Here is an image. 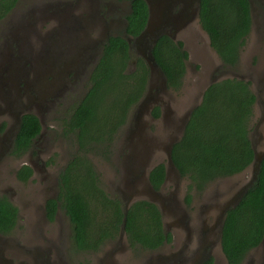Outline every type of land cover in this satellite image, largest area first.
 Here are the masks:
<instances>
[{
    "label": "trees",
    "instance_id": "obj_1",
    "mask_svg": "<svg viewBox=\"0 0 264 264\" xmlns=\"http://www.w3.org/2000/svg\"><path fill=\"white\" fill-rule=\"evenodd\" d=\"M128 3L127 25L111 34L101 46L85 96L65 122V134L75 132L79 149L59 174V195L47 203L54 220L58 204L69 217L75 252H98L120 239L124 222V202L109 192L91 155L109 160L114 142L149 92L151 68L146 59L133 56L128 38L145 28L149 10L145 0ZM19 0H0V21ZM199 20L211 45L226 67L236 68L251 32L250 0H201ZM153 53L167 78V89L180 92L187 73L189 52L181 40L163 34ZM256 95L251 82L225 78L212 83L202 102L193 110L182 138L173 146L172 157L180 177L188 181L185 202L191 205L192 191L203 192L209 184L244 171L254 159L250 132L256 117ZM160 105L152 115L159 118ZM39 117L26 113L15 137L12 155H23L41 132ZM32 168L23 165L17 176L27 181ZM166 179L165 163L157 164L150 180L157 190ZM18 221V207L0 195V232L10 233ZM264 237V160L258 179L242 201L231 208L224 221L222 245L229 264H242L250 250ZM126 238L134 255L160 249L173 236L164 227L159 206L149 200L135 201L127 214ZM211 257L204 264H213Z\"/></svg>",
    "mask_w": 264,
    "mask_h": 264
},
{
    "label": "rangeland",
    "instance_id": "obj_2",
    "mask_svg": "<svg viewBox=\"0 0 264 264\" xmlns=\"http://www.w3.org/2000/svg\"><path fill=\"white\" fill-rule=\"evenodd\" d=\"M116 2L117 0H114L115 4ZM86 4V0H19L14 10L0 21V69L10 66V64H1L3 63L1 55H8V52L11 51L5 47L9 42L7 36L14 29L15 36L19 39V47L14 50V58L19 57L20 78L18 81L21 80L22 83L31 79L45 81L46 78L53 77L52 74L55 73L56 76L60 75L66 78L65 84L62 85L65 89L57 91L58 95L50 96V101H45L46 104L39 96V103H34L36 105L30 107L29 100L24 98L25 94L21 96L18 91L16 98L11 99L14 105L12 108L14 115L19 111L20 115L33 113L41 121L42 134L34 148L35 150L38 148L44 150L42 158L46 161V167L51 176L47 178L48 184L56 182L54 180L57 178L59 170L64 168L67 160L79 149L76 133L65 134V122L88 90L90 74L99 58L102 43L104 44L109 35L122 32L124 15L128 10L127 2H117L121 6L117 16L109 15L106 16V21H101V17L97 15L96 7L91 10L94 19L85 12ZM261 4L260 0H253L252 28L242 51L241 62L236 68L221 65V59L211 46L208 34L201 28L198 19L193 18L189 26L182 29L176 41H183L185 49L189 52L188 70L183 87L177 93L173 90H164L161 86L160 88L154 87L152 90L154 98L158 100L154 106L160 105L161 111L164 113L165 110L166 113L155 119L146 111L139 112L138 104L132 112L129 123L118 134L111 158L106 160L99 155L90 156L101 175L102 182L111 194L118 195L123 200L122 178L126 173V169L123 170L125 168L123 160L127 156L125 163L130 160V157H135L137 154L149 159L154 158L155 165L165 163V154L160 150L159 141L175 131L180 122V115L200 100L204 86L214 74L218 75L224 69L252 77L264 72V5ZM114 18H120L118 25L114 22ZM95 19L103 27L104 34L109 33L108 36H101L100 32L96 36L94 27L98 24H95ZM59 26L66 29L61 30ZM71 39H74V43L85 44V47L89 49L81 52L76 63L70 62L73 59V54L62 52L60 49V47L68 45L67 40L70 44H74ZM100 39L101 41L98 43L97 40ZM44 48L48 49L43 51ZM132 54L134 57L139 55L136 45L133 46ZM61 63H63L62 67L66 65L67 68L57 69ZM58 70L60 73H57ZM74 76L77 78L75 79ZM1 77L2 75H0ZM5 87L2 81L0 83L2 97H6ZM255 109L256 117L252 129L259 117L257 108ZM17 119L18 117L16 121ZM2 121L7 123L5 119ZM30 161L41 162L36 153L30 155L28 152L21 157L8 154L0 163V195L9 197L19 208L18 224L7 235L6 252L8 255H14L18 260L17 257H21V253L26 254L27 247H31L34 251V246H40L35 250L38 251V255L44 257L42 260H47L49 264L141 263L147 253L145 252L141 256L134 255L126 244L128 243L126 238L108 243L98 252H75L73 250L72 223L65 212L60 210L53 221L48 220L45 215L43 206L47 196L50 195L45 192V187L41 190L45 185V180L41 179L39 173L33 180L27 182H21L16 177L17 169ZM250 175L251 171L247 169L240 174L212 182L201 193L192 191L191 205H187L185 202L188 181L180 179L181 181L178 180L176 184L177 179L175 176L172 177V180L167 183L165 194L170 195L171 191H176L177 185H180L179 192L175 193L179 209L173 214L167 215V211L163 213L165 216L164 227L173 236V243L168 249L180 247L186 241L185 233H183L185 226L192 224L194 219L196 220V215L202 210L204 203L211 201L212 197L214 198L213 193H216L217 189L228 191L231 187H236L249 179ZM217 206L219 207V203ZM186 213L189 216H186ZM213 220L215 221V216H209L208 224H212ZM204 224L206 226L207 222ZM215 236L213 238V234H210V238H213L212 246H208L207 250L210 251L213 247L212 256L216 264H228L219 250ZM49 244L52 250L49 249L50 253L48 250L44 252V245ZM168 249L165 247L164 251ZM26 256L27 254L23 260L24 264H31L33 258ZM247 258L249 261L246 259L243 264H264L259 262L260 257L254 250Z\"/></svg>",
    "mask_w": 264,
    "mask_h": 264
},
{
    "label": "water",
    "instance_id": "obj_3",
    "mask_svg": "<svg viewBox=\"0 0 264 264\" xmlns=\"http://www.w3.org/2000/svg\"><path fill=\"white\" fill-rule=\"evenodd\" d=\"M177 1L178 0H146L149 9L146 26L137 37L133 38V41L131 37L128 38L129 42H132V45H136L139 55L146 59L151 68L149 84L150 92H148L145 98L140 102L138 110L139 112L146 111V113H149V115L152 117V108L154 107V103H156L158 100L154 98L151 88L154 85H157V83H159L161 88L164 90L168 88L167 78L162 69L159 67L153 53L154 45L163 34H168L174 40H177L179 33L187 25L189 26V24L193 21V18L198 19L199 21L201 0H194L192 2L191 11L186 6L182 7L178 11H174ZM250 2L253 8L252 0H250ZM70 62L76 63L74 58ZM221 64L223 65L222 62ZM225 78H238L250 81L251 88L256 95L255 108H257L259 117L254 128L250 132L251 144L254 150V159L252 163L245 169H250L251 175L249 179L245 180L236 187H231L228 191H221L217 189L216 193H213L215 195L214 198L212 197L211 201L209 200V202L204 203V206L211 205L215 211V221L213 220L214 222H212V224H208V218L205 221L207 222L206 227L209 229L207 233L204 235L202 234L200 237H192L190 234L194 232V229H192V226L188 224V226H185L186 228H184L183 232L185 233L186 241H184L180 247L168 249L166 251L154 252L150 255H147L140 264H172L173 262V264H178V261L181 262V260L186 261L183 264H202L201 260L203 258L209 255L212 256L214 253L213 247L210 251L207 250V247L212 244V239L215 235L219 250L224 255L229 264L222 245V233L226 214L231 208H235L239 205L243 197L254 185L258 179L262 162L264 160V72H260L254 77L246 76L228 69H224L218 75L214 74V76L204 86L200 100L188 107L185 112L180 115V122L175 131L166 135L161 141H159V144L161 146L160 150H162L165 154L166 180L168 179V183L170 180H172V177H174L175 174L180 176V173L178 172L172 157L174 144L182 138L190 116L193 110L202 102L206 89L212 83ZM164 113H166L165 110ZM164 113L162 112V114ZM21 120L22 119H20V123ZM138 155L139 154H137L135 157L133 156L132 158L129 156L130 160L126 163L125 160L128 156L123 160L125 167L123 170L126 169L125 176L122 178L124 184V189H122V192L125 217L121 229L120 240L126 238L127 214L130 206L135 201L144 199L155 202L161 209L162 213H164V211L168 212L167 215L171 214L172 211L176 212L179 209L177 195L175 194L176 192H179V188H177L176 191H171L170 195L165 194L164 187L159 190L155 189L150 180V172L156 166L155 162H153L154 158L149 159ZM169 200L171 202H168ZM218 203L219 207L217 206ZM200 214L203 218H205V211L201 212ZM197 226L198 225H196V227ZM198 230L200 231V226H198ZM210 234H213V238H210ZM252 250H254L255 253L259 255V262L264 263V237L261 243ZM252 250L248 252L247 256ZM246 259L249 261V258Z\"/></svg>",
    "mask_w": 264,
    "mask_h": 264
},
{
    "label": "flooded vegetation",
    "instance_id": "obj_4",
    "mask_svg": "<svg viewBox=\"0 0 264 264\" xmlns=\"http://www.w3.org/2000/svg\"><path fill=\"white\" fill-rule=\"evenodd\" d=\"M86 1H87V4L85 5L86 6L84 9L85 12H87L92 17V15H91L92 11L91 10L93 9V7H96L97 15H99L101 17V21L102 20L106 21V16L108 17L109 15H113V17L117 16V13H119V11H120L119 8L121 7L120 4H117V2H124L121 0H117V2L115 4L114 0H86ZM193 1L194 0H178L177 5L174 8V11H176V10L178 11L179 9H181L184 6L188 7L189 10L191 11L192 10L191 6H192ZM260 1L262 2L261 5H264V1L263 0H260ZM252 3H253V0H252ZM200 7H201V5H200ZM251 7H252V5H251ZM252 10H253V8H252ZM127 12H128V10H127ZM127 12L125 13V15L127 14ZM199 12H200V10H199ZM125 15H124V27L127 25V18ZM92 19H94V17H92ZM114 20H115L114 22L118 25L120 22V18H114ZM111 21L113 22V19H111ZM199 22H200V20H199ZM105 23L107 24V22H105ZM95 24H98V26L96 25V27H94V31H95L96 36H97L98 32H100L99 34H101V36H103V35H105V37L108 36L109 33L104 34L103 27L99 25V22L96 19H95ZM201 28L203 29L202 26H201ZM59 29L65 30L66 28H64V27L62 28L61 26H59ZM7 37H9V39H7V41H9V42L7 43L5 48L10 49L11 51L8 52V55H3V54L1 55L2 59H3V63H1V64L2 65L10 64L11 67L9 66V67H5L4 69H0V75H2V77L0 78V83L3 81L4 87L7 86V87H5V90L7 91L5 94L6 97H2L1 90H0V106H2L0 108V163L5 159V157L8 154L12 155L13 146L15 143V137H16L17 132L19 130V127L21 125L20 119H22V117H23L22 116L23 114L20 115V111L17 112V114H15V115L12 113V108L14 105L12 104L13 101H11V99L16 98L17 91L20 93L21 96H22V94L23 95L25 94L24 98L29 100V106L33 107L34 105H36L34 103H39V100H38L39 96H41L43 98V103H45V101L46 102L50 101V98H49L50 96L58 95V94H56L57 91H59L60 89L61 90L65 89V87H63L62 85H64L65 81H66V78L64 76H60V75L56 76V73L55 74L51 73L53 75V77H51V78L48 77L45 79V81H40L38 79V81H40L41 83L38 82L37 79H35V80L31 79L30 81L25 80L23 83L21 80L18 81L20 78V74L18 72L19 57L14 58V50H17L18 48H16V47H19V43H18L19 39L17 36H15L14 29H12L11 34ZM208 37H209V35H208ZM71 41L74 43V39H71ZM100 41H101V39L97 40L98 43ZM132 41H133V38H132ZM209 41L211 44L210 37H209ZM67 42H68V45L63 47V48L60 47V49L62 50V52H65L68 54H70V53L73 54L74 61L78 60V58L81 56V52H83V50H89V49H87V47H85V44H83V43L70 44V42L68 40H67ZM130 43L132 45V42H130ZM133 46L134 45H132V47ZM49 47H51V46H49ZM48 48H44L43 51H45ZM241 58H242V52H241ZM241 58H240V62H241ZM239 64H238V66H239ZM62 66H63V63H61V66H58L57 69L67 68L66 65H64V67H62ZM223 66H225L224 63H223ZM52 70H54L53 67H52ZM57 73H60V70H58ZM51 74H49V75H51ZM74 78L76 79L77 76H74ZM68 80H70L69 77H68ZM6 81H7V83H6ZM154 87L160 88V84L157 83V85H154L151 88V92H152ZM149 92H150V89H149ZM161 116H162V113H161L160 117ZM17 117H18V119L16 121ZM153 118H155V117H153ZM157 118H155V119H157ZM4 119L7 121V123L2 121ZM21 122H22V120H21ZM42 130H43V128L41 129V132L39 133V135L33 139V143L30 146V148L24 153V154H27L28 152H30V155H32V154L34 155V153H36L38 155V158L41 160V162L40 161H36V162L30 161V163L22 164L19 168H21L23 165H29L32 168V175L30 176V178L27 181L33 180V178L38 173L40 174L41 179L45 180V185H43L41 190L45 187L46 188L45 192L47 194H50V195L47 196V198L45 200V204L43 206V209H44L45 215L48 218V220L53 221L49 218L48 210H47V203L50 199H57V197L59 195V191H60V189H59V174H60L62 168L59 170L58 176L54 180V182L55 181L56 182L54 184H48L47 178L51 177V176L49 175L50 171L47 170L46 161L42 158V155H43L42 153L44 150L41 148H38L37 150H35V148H34L36 146V141L38 140V138H40V136L42 134ZM23 155H21V156H23ZM21 156H18V157H21ZM68 160H67V162H68ZM18 169H17V171H18ZM17 171H16V177L18 180H20L22 182L23 180L19 179L17 176ZM175 178L177 179L176 184H177L178 180L181 181L180 180L181 177L178 174L177 175L175 174ZM27 181H23V182H27ZM167 181H168V179L167 180L165 179V182L161 186V188L164 187L166 189ZM177 186L180 189V185L178 184ZM141 200H144V199H141ZM168 202H171V201L169 200ZM60 210H61V207H60V204H58V208H57V212L55 214V217ZM203 210L205 211V214H206L205 218H203L200 214L201 212H204ZM173 213H175V211H172V214ZM211 215L215 216V211L213 210L211 205H205L202 208V210L200 212H198V214L196 215V220L194 219V221H192L193 223L190 224V226H192V229H194V232H192L191 234L189 233L190 236L200 237L202 234L204 235L205 233H207L209 229L205 226L204 222ZM186 216H189V215L186 213ZM18 220H19V208H18ZM163 220H164V215H163ZM17 224H18V221L16 223V226H17ZM196 225L200 226V231L198 230V226L196 227ZM8 234L0 232V264H24L23 260H24L26 254L28 257L33 258V261L31 264H49L47 260H45V261L42 260L44 258L43 256H40L37 254L38 251H36L35 249L37 247H40V246H34V251H32L31 247H27L28 251L26 252V254L21 253V257L20 256L17 257L18 260L15 259L14 255H8L6 252L7 235ZM194 240H192V241H194ZM172 243H173V240L171 241V243H166L160 249L149 251L146 253H147V255H150L154 252L164 251V248L165 247L167 249L170 248L171 247L170 245ZM126 244L129 247V244L128 243H126ZM46 248H48V249H46ZM49 249H50V251L52 250V247L50 244L44 245V249H43L44 252H45V250L49 251ZM50 251L48 253H50ZM211 257L213 258V256H210V255L203 258L201 260L202 264H204ZM144 258H146V257H144ZM246 258H247V256H246ZM246 258H245V260H246ZM40 260H41V262H40ZM48 260H50V259H48ZM245 260H244V262H245ZM52 262L53 261L51 260V263ZM179 262L180 261H178V264H183L186 261L181 260V262L180 263ZM213 264H216L215 259H214Z\"/></svg>",
    "mask_w": 264,
    "mask_h": 264
}]
</instances>
